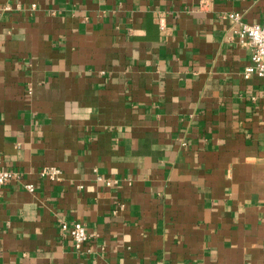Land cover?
<instances>
[{"label": "crops", "instance_id": "1", "mask_svg": "<svg viewBox=\"0 0 264 264\" xmlns=\"http://www.w3.org/2000/svg\"><path fill=\"white\" fill-rule=\"evenodd\" d=\"M232 11L264 0H0V264H264V77Z\"/></svg>", "mask_w": 264, "mask_h": 264}, {"label": "built area", "instance_id": "2", "mask_svg": "<svg viewBox=\"0 0 264 264\" xmlns=\"http://www.w3.org/2000/svg\"><path fill=\"white\" fill-rule=\"evenodd\" d=\"M229 19L233 20L238 25L237 38L242 45L252 47L250 64L244 70V77L249 78L252 75L264 77V21L262 23L248 24L242 20L240 12L232 11L228 14ZM163 28V25L161 26ZM61 170L57 167L45 168L43 175H48L51 180H57ZM19 178V173L15 170L0 171V188L9 181ZM98 179L102 180L101 176ZM111 185V181L106 182ZM26 188L30 192L36 190L34 184H26ZM61 228L71 239V243L76 249H82L90 240L91 235L86 229V226L79 221L72 223L62 222Z\"/></svg>", "mask_w": 264, "mask_h": 264}]
</instances>
